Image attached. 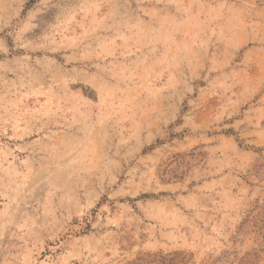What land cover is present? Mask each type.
<instances>
[{
	"label": "rangeland",
	"instance_id": "1",
	"mask_svg": "<svg viewBox=\"0 0 264 264\" xmlns=\"http://www.w3.org/2000/svg\"><path fill=\"white\" fill-rule=\"evenodd\" d=\"M0 264H264V0H0Z\"/></svg>",
	"mask_w": 264,
	"mask_h": 264
}]
</instances>
